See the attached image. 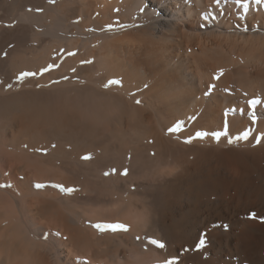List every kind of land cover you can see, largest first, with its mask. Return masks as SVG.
Here are the masks:
<instances>
[{
	"label": "bare ground",
	"instance_id": "1",
	"mask_svg": "<svg viewBox=\"0 0 264 264\" xmlns=\"http://www.w3.org/2000/svg\"><path fill=\"white\" fill-rule=\"evenodd\" d=\"M148 1L149 3H155L157 0H147V2ZM194 1L196 7H193L190 2L191 8H189L188 13H197L199 11V15L203 17L204 14H206L204 13L206 12L205 8L213 6L214 2H237V0ZM247 1L248 0H239L242 5ZM251 1L253 5L257 3L256 0ZM260 3L264 5V0H261ZM155 4L157 6L160 5V7H156L158 9L156 11L157 15L153 16L151 20H148L151 25H148L147 22L144 25V34H153V32L157 34H162L163 32L173 33V31L177 29L179 17L176 16L177 14H173V11L170 10V6L163 5L161 2ZM84 5V8H86L87 4L85 0H76L75 2H70V0H54V2H49V0H0V264H164L165 261H168L169 264H264V157H253V163L259 162L260 164V162H263V165L261 164L259 167L249 165L248 163L245 164L246 161H243L244 166L241 171L240 167H237L238 170L233 171V174L231 170L234 165L231 164L233 165L231 167L230 163L226 166H219L220 168L217 167V169H215L216 166L210 163L214 167L207 168L209 160L215 159L209 155L207 156V154L204 155L211 150H209L208 147V152H204L206 148L203 145L205 144L197 146H194V144L192 146L189 144L185 146L187 142L184 144V148L192 152L189 151V157L192 156L191 158L198 160L195 164L192 163L194 160L189 161L190 158H188L187 153L186 159L184 158L186 155L183 157L182 154L179 155L180 153L177 154V152L168 154V150L167 153H164L165 150L164 152L162 151L164 154H156V152L155 155H153V153L143 154L144 151H140V153L142 152L141 154H135L133 148L135 154L133 156L129 150L127 152V149L125 150L123 148L124 151L121 150L122 152H118L119 154L116 152V154H112L113 151L112 153L110 151V157H104L102 160H97V157L95 159L93 154V159L90 158L89 161L84 162L80 159V161H78V159L76 158V160L74 157H72V159L68 158L67 161H59L58 157L63 149H57L50 158L48 157L45 159L39 154L40 152L36 153L33 151L34 149L32 150V144L31 146L27 144L28 147L23 144L18 145L14 140L11 141L12 139L8 140L4 128L8 127L9 123L7 124L8 126H5L4 120L6 121L8 117L11 118L10 115H14L16 112H19V114L20 112L22 114L27 113L26 111H28L29 107L27 109V105L25 106L22 103L27 101L29 96H38L40 95L39 93L45 92L43 90L38 92L39 89L37 90V88H39L40 85L35 88L37 91H30L29 88L31 85L35 84L31 81L28 82V79L26 83L24 82L25 80H20L19 75L21 72L28 68H30L29 70H33L35 66L39 69L40 67H45V65L50 67L48 63H54V61L56 63L58 59L62 63L61 60L66 58L67 55L73 54L76 58L73 56L71 60L67 59L69 62L64 59V65L62 64V67L58 70L61 72L60 74L64 76V74L68 72V65L71 66L74 64L75 66L76 62L81 61V54L85 48H89V45L94 48V46H92L93 44L80 41L83 39L82 37H86L85 39L89 38V41L90 39L94 41L93 36L96 35L94 34L95 32H92L94 29H92L91 32L88 30V32L85 28L79 26L86 21V23H89L92 19L95 20L94 18L89 20L92 15L89 17L87 16L89 19L87 18L86 20L84 18L85 22L82 21V23L77 25V28H80L79 30L71 31L75 28L71 29V26H60V23L62 24V17L58 18L56 14L58 11L61 12L64 9H67L68 12L72 10L76 12L77 9L80 11L82 8H80V6ZM112 5L110 4V7ZM77 6H79L80 10ZM108 7L109 6H107V8ZM106 9L104 10V14L107 15L108 10L106 11ZM256 9H258V7H256ZM93 10L94 9H92V11ZM75 12L74 14L76 15L77 13ZM237 13L239 14V12ZM65 14H71L69 15L71 17L74 16L71 12H65ZM262 14H264V10L260 9L258 18H264ZM104 16L103 18L98 16L97 20H95L96 24H104L106 21ZM51 18L53 22L47 21ZM95 22H93L94 25H96ZM188 24L195 27L194 23L190 24L188 22ZM38 27L39 29L42 27L43 31L45 28V31H37ZM58 27L60 28L58 29ZM210 28L211 27H208L207 29ZM168 38L175 42L172 35ZM107 42L106 45L102 47L104 48L103 51L105 50L107 53L106 55H100L101 49H94L95 51L90 50V53L93 52L92 55H99V61L95 65L99 68L102 61H104V63L109 62L111 57L117 52L120 51L122 56L121 50L123 49L122 59L115 58V62L110 65L112 69L110 71L113 72L111 73L113 75L116 74V77H118L117 79L120 81L117 89L119 88L121 92H125L124 94L128 93L130 96V93H140L143 89L151 94L158 93L160 89L166 87H169L170 90L175 89L172 86L170 75H164L163 78L160 77L161 79L155 80L157 75L164 74V72H162L164 71L162 69L164 65L163 62V66L160 65L161 63L158 65L154 64L152 60L153 57L151 56L152 54L145 47L125 48L118 40L112 41V38H110V40L108 39ZM179 44L177 47H179V52L181 53V50L186 47ZM180 53L178 54L180 55ZM38 56L39 59L37 60ZM121 56L120 54L118 55V57ZM171 56H173V53H171L170 57ZM34 57L37 58L34 59ZM41 58L42 61L40 62L39 60H41ZM156 59L157 58H155V60ZM34 60H37L38 63ZM172 62H174L175 66H181L182 72H186L187 78L189 77L190 80L189 85L195 91L197 90L196 92H198L199 89L204 92L206 91L203 82L204 76H198L197 79L194 74L195 72L190 71L191 66H189V64L192 65L190 59L176 61L170 58L168 65L172 64ZM221 62L220 60L219 63ZM262 62L264 66V61L262 60ZM102 66L100 68H102ZM107 67L110 68L108 64ZM196 67L198 68L199 66L196 65ZM51 68H53V66ZM39 69L35 70L39 71ZM94 69L96 70V68ZM240 70L242 69L240 68L239 71ZM79 71L81 72L82 68L79 69L78 72ZM239 71L234 72L233 70L234 73H239ZM229 72H232V70ZM39 73L41 72L39 71ZM55 74L56 70L49 73V76L46 74L44 75L51 78L52 76L54 77ZM78 76H80V74ZM43 78L44 81L48 79L45 77ZM244 78H246L245 81L249 79H247V77ZM224 82L221 83L219 81L218 87L222 85L225 86L227 83L224 84ZM35 83H37V81ZM51 84L53 83L51 82ZM255 85H258V92L256 90L257 95L252 96L251 94H253ZM56 86L58 85H55V87ZM245 86L247 88L246 92L249 94L247 97L245 94V96L238 94V92L230 96L227 95L229 93L225 94L224 91L220 93L219 96L222 97L223 102L234 101V103L236 102L240 107L243 106V100H246L247 106L252 110L259 108L260 105L259 103L256 106L250 105V101L259 98L261 99L260 104L264 106V75H262V77L250 79ZM209 87L211 88V86ZM47 92L49 94V91ZM78 92L80 91L78 90ZM86 93L89 94V92ZM149 96L151 97V95ZM32 97L29 98L32 100ZM195 97L196 96L192 93L183 92L179 97L171 101L166 98L169 102H166L162 106L160 105L161 108L156 110V116H161V119L166 121V126L167 122L174 124L182 118L189 117L190 114H192L190 113L191 110L193 109L194 111L198 106V101ZM114 98H116V95ZM87 99L89 98L87 97ZM98 101L100 102V100ZM204 102L202 103L203 105ZM26 104L29 103L26 102ZM27 115V118H30L29 114ZM217 120H220L218 114L215 111L207 109L200 116L198 125L207 128L213 125ZM32 121L34 120H31V122ZM158 121H160V119ZM2 122L5 124L4 127L1 126V124L3 125ZM159 123V131L156 132L162 133L161 130H163L164 127L159 128L162 127L161 122ZM28 126L30 130L32 126ZM152 126L153 125H151V129L153 128ZM233 126L235 125L233 124ZM244 126L245 124H242L239 128L234 127L236 129L235 131L239 132L243 130ZM40 127L44 129L45 125L41 126L40 124ZM32 128H34V131L40 132V129L37 130V127ZM8 129H6L7 132H9ZM28 129H26V131ZM34 131L32 132L34 133ZM48 131L52 132L51 134L56 138H59L60 140L58 141H61V139L65 141L68 139H65L66 136L63 135L62 132H56V130L53 129ZM28 133L30 134L31 132L28 131ZM163 134L165 135V133ZM172 136L173 135H171V137ZM26 138L29 139V136ZM169 138L170 137H168V139ZM17 139L18 138H15V140ZM168 139L166 138L165 140ZM170 139L169 143H167L168 141L164 143L166 147L173 142L170 141ZM22 140L20 141L23 142ZM37 140L30 141L33 142L34 145ZM42 141L46 142L44 139ZM42 141H40V143H42ZM206 142L207 140L205 143ZM145 143L147 142L145 141ZM145 143L144 145H149V143ZM262 144L263 143H261L260 146H262ZM179 145H183V143ZM42 146H44V144ZM198 146H203L204 149L202 147L201 150L199 147L200 149L198 148L199 150H196ZM207 146H209L208 143ZM168 147L170 148V146ZM40 149L42 153L44 148ZM161 149L163 150V147ZM177 150L181 152V149ZM200 150H204V154H202L203 152ZM59 151L61 152L59 153ZM195 151H200L201 154L196 155L197 153ZM263 151L264 150H262V152ZM108 152L104 151V154ZM194 152L197 158L191 155ZM157 153H159V151ZM100 154V157L104 156H102L101 152ZM53 156L54 158H52ZM55 157L58 160H56ZM217 165L222 164L218 163ZM256 165H258V163H256ZM255 174H257V177H255ZM257 180H259L258 184H256ZM37 184L44 185V187L37 188ZM8 185L11 187H8ZM55 186L73 189V193L66 194V192L61 191L59 187ZM127 199L130 201L126 202ZM108 225H123L127 228V231H112L107 227H100ZM153 239L162 242L165 247L159 249L151 245L150 241ZM201 241H203V244H201ZM210 251L212 255L207 259L206 256ZM226 258H228V261Z\"/></svg>",
	"mask_w": 264,
	"mask_h": 264
},
{
	"label": "rangeland",
	"instance_id": "2",
	"mask_svg": "<svg viewBox=\"0 0 264 264\" xmlns=\"http://www.w3.org/2000/svg\"><path fill=\"white\" fill-rule=\"evenodd\" d=\"M75 1L70 0V2H75ZM85 2L87 4L86 8H84L85 5L80 6V8L81 7L83 8V9L81 8L80 10L79 6H77V8H79L80 11H78L77 9L76 12L73 10H72L73 12L72 11L68 12L67 9H64L63 11H61L62 13L58 11V13L56 14L58 18L60 17L63 18V19L61 18L62 24L60 23V26L61 25L69 26V27L71 26V29L75 28L74 30H71V31H75V30L77 31L78 29L77 25L82 23V21L85 22V19L87 20V18L90 15L92 16H90V19L88 18L89 20H91L92 18L97 20L98 16L103 18V16L106 15L104 14V10L107 8V6H109L106 9V11L108 10V13L106 16H104V19H106L104 24H98V23L96 24L95 20L92 19V21L90 22L88 20L89 23H86L87 22L86 21L84 24L79 25L85 28L86 31L89 30L91 32V30L94 29L92 30V32H95L94 34H96L93 36L94 38L92 37L94 41L91 39L89 41L88 40L89 38L85 39L86 37L85 38L82 37L83 39L80 40L82 42L84 41L83 43L86 42L87 44H93L92 46H94V48L91 47L90 45L88 46L89 48L87 49L85 48L83 50V53L81 54L82 55L81 61L76 62L75 66L74 64H72L73 66L68 65V68H67L68 72L67 73L65 72L66 74H64V76L60 74L61 72L58 70H60V67H62V64L64 65V61H63L64 59L71 60L72 59L71 57L73 56L74 58H76V56L73 54L67 55L66 58L63 57L64 59L61 60L62 63L60 62L59 59H58L59 61L57 60L56 63L55 61L54 63L49 62L48 65H50V67L49 66L47 67L45 65L46 68L43 66V68L40 67L39 69V68H36L35 66V69H39L41 73H39L38 70L37 72L33 67H32L33 70L31 69L32 71L29 70L30 68H28L21 72V74L19 75L20 80H25L24 81L25 83L26 81L29 80L28 82L31 81L35 84V85H31V87L29 88L30 91L36 90L35 88H37V86L40 85V87L38 86L39 88H37V90L39 89L38 92L42 90L45 92L49 91V94L48 92L47 93L44 92V93H39L40 95L38 96L37 95H32L33 97L29 96V97H32V100L31 98L28 97L27 98L28 100L25 99L27 101L22 103L25 106L27 105L26 106L27 109L29 107L28 111H26L27 113L22 114L20 112L19 114V112H16L14 113V115L13 114L10 115L11 118L8 117L6 118V121L4 120L6 125L2 122L3 123V125L1 124L2 127H4V125L8 126L7 124L9 123V126L4 128L5 129L4 132H5V135L7 134L6 136L8 137V140L12 139L11 141L14 140V142L17 143L18 145L28 144L31 146L32 144V146H34V147L31 146L32 150L34 149L33 151H35L36 153L40 152L39 154H41V156H43L45 159L48 157L50 158L51 155H53L54 151H56L57 149H63L61 150L63 154L61 151H59V153L61 152L58 157L59 161H63V160L67 161L68 158L72 159V157H74L75 159L77 158L78 161L83 160L84 162L85 161L87 162L89 161V159L88 160L84 159V157L86 156L91 157V159H93V157L95 156V159L97 157V160L99 159L102 160V158L104 157L105 158L107 156L110 157L111 155L110 151L111 153L113 151L112 154H114L115 152L119 154L120 152L124 151V149L125 150L127 149V152L129 150V152L132 153V156L135 154H141L142 152L140 153V151H144L143 154L153 153V155H155V152L156 154H161V153L164 154V153H167V150H168V154L177 152V154L180 153L179 155L182 154L183 157L187 153L188 158H190V160L189 159L188 160L193 161L194 159L191 158L192 156L189 157L191 151L189 150L190 151L189 152L188 150L184 148V144H186L187 142L185 146H188V144L191 146L193 144L194 146L205 144L203 146L207 150L206 149L205 151L203 150L204 152H208V147H209V150L210 149L212 150V151L210 150L211 152L209 151V153L211 154L209 153L204 154V152L201 151L203 146H198L196 148L197 150L200 147L201 148L200 151L203 152L202 154L204 155L207 154V156L209 155L213 157V159H215V160H212L210 157L211 161L209 160V165L211 167L208 165L207 168H213L214 166H216L215 169H217V167L219 166H226L228 165V163H230V165L233 164L235 166L234 167L233 165H231V167L233 166V169L231 170V172H233V171L238 170L237 167H240V171H241V169L244 166L243 161H246L245 164L248 163L249 165H253V166L255 165L258 167L261 164L263 165V162L262 163L260 162V164L259 162H256L258 163V165H256L255 162L253 163L252 159L253 157L254 158L264 157L263 155L264 151L262 152V150H264V106L260 104L261 102H259L260 107L252 110L249 106H247L246 100H243L242 102L243 106L240 107L236 104V102L234 103V101L223 102L222 97L219 96L220 93L224 91L225 94L229 93L227 95H230V96L231 95L233 96L234 95L233 93L236 94L238 92V94H241L243 96L246 95L247 97V95L249 94L248 92H246L247 88L245 85L248 83V81L252 78H258L264 75V66L262 64L263 63L262 60L264 61V18H261V17L258 18L259 10L260 9L264 10L263 4L257 3L253 5L251 0H248L246 2L247 4L243 3L244 5H242L240 2H228V1L227 2L220 1L219 3L214 2L213 6L209 8L208 7L205 8L206 12L204 13L206 14L203 13L204 14V17H203L202 15H199V11L197 13H190V14L188 13L189 8H191L190 2L193 7H196L194 0L192 1H189V0H162V1L159 0L158 1L157 0L155 3L161 2V4L163 5L170 6L171 8L170 10L173 11V14H177L176 16L179 17V23H178L177 29L173 31V33L163 32L162 34H157L153 32V34L148 33V35H146L144 34L143 27H145L144 25L146 24V22L148 23V25H151V23H149L148 20L149 19L151 20L153 16L157 15L156 11L158 9L156 7H160V5L157 6L155 3H151V2L149 3V1L147 2V0L146 1L145 0L144 1L142 0H85ZM110 4L111 5L113 4L112 5L113 7L112 6L110 7ZM245 4H246V7H245ZM233 6L235 7L236 10L234 9ZM256 7H258V9H256ZM92 9L94 10L92 11ZM81 11L84 16L81 14ZM101 11L103 12V16H102ZM65 12L67 13L71 12L72 15L74 14V12L77 14L76 15L74 14L72 18L71 16H69L71 14L66 15ZM237 12H239V14ZM249 14H252V15H249ZM64 16H67V17H64ZM68 16L71 18H69ZM52 18L48 19L47 21L53 22ZM93 22H95L96 25H94ZM188 22L190 24L194 23L195 27L192 25H189ZM208 27H211V28L207 29ZM59 28L60 27H58V29ZM37 29H38L37 31L40 30L39 32L45 31V28L43 31L42 27L40 29L38 27ZM171 35L174 37L175 42L171 41L168 38ZM110 38H112V41L118 40V42H120V44L125 46V48H129V47L140 48L142 46L145 47L152 54L151 56L153 57L152 60L154 61V64L158 65L159 63H161L160 64L161 66L164 65V67L162 68L164 70L162 71L164 72V74L157 75L155 80L157 81L161 79L160 77L163 78L164 75H167V76L170 75V78L172 79V86L175 89L170 90L169 87H166V88L160 89L158 93H153V94L148 93L146 90L143 89L140 91V93L139 92H136V93L134 92L133 94L130 93V96H129L128 93H126L127 94L126 95L124 94L125 92L123 93L119 90V88L117 89V87H119V84H110L111 81H114V80L119 81L117 79L118 77H116L117 75L116 74L113 75L112 74L113 72L110 71L112 70L110 65L113 64L117 58L122 59L123 49L121 50L122 56L119 51L116 54H114L116 57L114 55H113L114 57L113 56L111 57V60L113 62L111 60L105 63L104 61H102V63L104 64L101 63L100 65L101 66L104 65V66H102V68H100L101 67L100 66L99 67L100 69L98 68V66L97 67L95 66L99 61L98 60L99 55L98 56L96 54L92 55L93 52L90 53L92 50L95 51L94 49L96 50L101 49L100 55L101 56L106 55L107 53L105 52V50L103 51L104 48L102 47L106 45V42L108 41V39L110 40ZM178 44L182 45L183 47H186L181 50L182 51L181 53L179 52V47H177ZM118 53L120 54L121 57H118L119 55ZM171 53H173V56L170 57ZM178 53H180V55ZM36 58L37 57H34V59ZM155 58L157 59L155 60ZM170 58H173V60H176V61L177 60L182 61V59L184 60L190 59L192 61V65L189 64V66H191L190 71L195 72L194 74L196 75L197 79H198V76L199 77L204 76V78L203 77L202 78L204 79L203 82L206 87V91L204 92L203 90L199 89L198 92H196L197 90L195 91L189 85V82H190L189 77L187 78V74L185 71L183 72L181 71V68H180L181 66L180 67L175 66L174 62L168 65ZM38 59H39V56L37 60ZM37 60H34V61L38 63ZM220 60L222 61L221 63H219ZM39 61L41 62L42 58ZM162 62H163V65H162ZM248 63H250L251 65ZM107 64L110 68L107 67ZM196 65H198L199 66L198 68L200 69H198ZM52 66L54 69L51 68ZM260 66L263 70L260 68ZM106 67L108 70L106 69ZM81 68H82V71L78 72V70ZM94 68H96V70ZM240 68L242 70L239 71ZM55 70H56V74L57 75L60 74L61 76L60 75L57 76L55 74L54 77L52 76L50 78L44 75L46 74L47 76H49V73ZM231 70L232 72H229ZM233 70L234 72L239 71V73H234ZM57 71L59 74L57 73ZM221 71H222V74H221ZM23 73L24 74L28 73V75H24ZM78 73L80 74V76H78L79 75ZM243 76L249 79L245 81L246 78H244ZM43 77L48 78L47 79L48 81L46 79H45L46 81H44ZM241 80H244V81H241ZM36 81L37 83H35ZM219 81L221 83L225 81L224 84L226 83L227 84L225 86L222 85L223 87L222 86L218 87ZM239 81H241L242 84ZM51 82L53 84H51ZM55 85H58V86L55 87ZM209 86H211V88ZM41 87L44 89H42ZM254 87L256 89L253 88V94H251L252 96L257 95L256 93L258 92V89H257L258 85H255ZM48 89H50L51 91ZM78 90L80 92H78ZM86 92H89V94ZM183 92L194 94L196 96L195 97L196 100L198 101V106L194 109V111L193 109L191 110L190 113L192 114H190L189 117L182 118L181 120H179L178 122L174 124L171 122H167V126H166L165 125L166 121L165 120L163 121L161 119V116L159 115L156 116V110L158 108H161L160 105L162 106L166 102H169L179 97ZM103 95L105 98L103 97ZM115 95H116V98H114ZM145 95L147 97L151 95V97L149 96L148 97L149 99H148ZM86 96L90 100L87 99ZM99 97L100 98L102 97V98L100 99ZM212 97H213V100H212ZM166 98H168L169 101ZM120 99L122 102L120 101ZM161 99H162L163 104L161 103ZM98 100H100V102ZM137 101H139V103H137ZM26 102L29 104H26ZM153 102L155 106L153 105ZM203 102H204V105L202 104ZM207 109L211 111H215L220 117V120H217L213 125L206 128V127H203L202 125H198V120L200 116L202 115V113H204ZM27 114H29L30 118L29 117L27 118L28 116ZM96 119L98 122L96 121ZM159 119L160 121H158ZM31 120H34V121L31 122ZM159 122H161V126H162L159 128L164 127L163 130L165 132L163 130H161L162 133L156 132V131H159L158 129V125L160 124ZM40 124L41 126L45 125V128L43 129L42 127H40ZM177 124H179L180 127L174 131H170L171 129H175ZM194 124L197 125L199 129ZM233 124L235 126H233ZM242 124H245L243 130L236 132L235 128L236 127L239 128ZM28 125H31L32 127H35V128L37 127V130L40 129L39 130L40 132L36 130L35 132L33 130L34 128H32L31 126L30 127L32 130L31 129L29 130ZM151 125H153L152 129H151ZM155 127L157 128V130ZM6 129H8L9 132H7ZM26 129L28 130L26 131ZM50 129L56 130V132H62V134L66 136L65 139L67 138L68 139L65 141H63L64 139H61V141H58L60 139L53 136L51 134L52 132L48 131ZM28 131L31 132L30 134L32 136L28 133ZM32 131H34V133ZM198 132H206V133H209V135L206 136L205 139L204 137L200 138L196 135ZM216 132L222 133L219 140H217L212 135L213 133H216ZM245 132L249 133L247 139L242 138ZM163 133H165V135ZM223 133H226V135H224ZM171 135L173 136L171 137ZM28 136H29V139L26 138ZM35 137L36 138L38 137L37 139L39 141ZM168 137H170L171 138V139L169 138L170 141H173L174 143L171 142L170 145L168 144L167 147L170 146V148L168 147L167 149L166 144L164 143H166V141H168L167 143H169ZM15 138H18L19 140L18 139L15 140ZM34 138L39 143L35 142V144L33 145V142H31L30 140L36 141ZM166 138L168 140H165ZM22 139H25V140H22ZM26 139L28 143L26 142ZM43 139L46 140L47 144L45 141H42ZM20 140H22L23 142H21ZM196 140L198 141V143ZM206 140L207 142L205 143ZM224 140H225V143H224ZM230 140L233 143H229ZM257 140H259V143H257ZM40 141H42V143H40ZM145 141L147 143L152 141L151 142L152 144L149 143L148 145L147 143H145ZM161 141L163 142V144ZM144 143L147 145H144ZM181 143H183V145H179ZM207 143L209 144V146H207ZM261 143H263L262 146H260ZM41 144L42 145L44 144L45 147L42 146ZM171 144H174V145H171ZM142 146L143 147L150 146V147H148L149 148L148 149L145 147L143 148ZM182 146H183V149H182ZM134 147H136L137 149ZM162 147H163V150L161 149ZM261 147H262V150H261ZM40 148H44L42 150V153L40 151L41 150ZM108 148H109V152H108ZM132 148L134 149L135 154ZM160 149H161V152H160ZM177 149H181L180 150L181 152H179V150ZM135 150L136 151L138 150V151L136 152ZM104 151L108 152L109 154L108 153L104 154ZM158 151L159 153H157ZM200 151H197V152L195 151L197 153L196 155L201 154ZM100 152L102 153V156L104 155L103 157H100L101 156ZM195 152L191 155H194ZM186 157L187 155L184 158ZM194 157L196 156L194 155ZM52 158H54V156ZM58 159L56 158V160ZM195 160L194 162H192L193 164H195V162L198 161V160L196 161ZM234 162L237 165H235ZM210 163H212V165L214 166H212ZM216 163L217 164L219 163L222 165H217ZM255 177H257V174H255ZM258 181L259 180L256 181V184L259 183ZM67 193L68 192H66V194ZM132 200H135V199H132ZM128 201L130 200L127 199L126 202ZM211 255L212 254L210 251L208 252V255L206 256V258L209 259ZM226 260L228 261V258H226Z\"/></svg>",
	"mask_w": 264,
	"mask_h": 264
},
{
	"label": "snow or ice",
	"instance_id": "3",
	"mask_svg": "<svg viewBox=\"0 0 264 264\" xmlns=\"http://www.w3.org/2000/svg\"><path fill=\"white\" fill-rule=\"evenodd\" d=\"M49 2H54V0H49ZM237 2H239V0H237ZM256 2H257V3H260L261 0H256ZM245 6H246V5H245ZM38 11H39V10H38ZM24 75H28V73H25ZM119 83H120V81H115V80L110 82V84H119ZM106 86H107V85H106ZM137 103H139V101H137ZM252 103H253V104L258 103V101H253ZM179 127H180V125L177 124V125H176V128H175V129H171L170 131H174V130L178 129ZM223 134L226 135V133H223ZM196 135H197L198 137H200V138H203V137L208 136L209 133H206V132H198ZM212 135H213L217 140H219V138H220V136L222 135V133H220V132H216V133H213ZM248 135H249V133H248V132H245V133L243 134V137H242V138H243V139H247ZM189 142H191V141H189ZM231 142H232V141L230 140L229 143H231ZM257 143H259V140H257ZM90 158H91V157H89V156L84 157V159H90ZM125 174H126V172H125ZM8 187H11V186L8 185ZM36 187H37V188H43L44 185L37 184ZM55 187H59L60 190L63 191V192L71 193V192L73 191V189H65V188H63L62 186H55ZM100 227H107L108 229H110V230H112V231H117V230L127 231V228H126L125 226H123V225H108V226H100ZM150 244H151V245H154L155 247H157V248H159V249H163V248L165 247V245H164L162 242H160V241H158V240H154V239L150 241ZM201 244H203V241H201ZM164 264H169V262H168V261H165Z\"/></svg>",
	"mask_w": 264,
	"mask_h": 264
}]
</instances>
